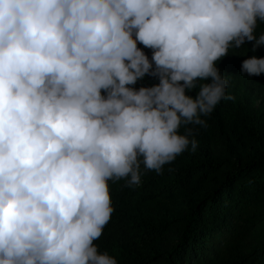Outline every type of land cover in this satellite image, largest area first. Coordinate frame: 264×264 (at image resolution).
Instances as JSON below:
<instances>
[{"label":"clouds","instance_id":"obj_1","mask_svg":"<svg viewBox=\"0 0 264 264\" xmlns=\"http://www.w3.org/2000/svg\"><path fill=\"white\" fill-rule=\"evenodd\" d=\"M258 24L264 0H0V264H117L94 243L108 182L196 150L188 126L234 99L217 62L264 46Z\"/></svg>","mask_w":264,"mask_h":264},{"label":"trees","instance_id":"obj_2","mask_svg":"<svg viewBox=\"0 0 264 264\" xmlns=\"http://www.w3.org/2000/svg\"><path fill=\"white\" fill-rule=\"evenodd\" d=\"M253 43L217 62L234 99L221 100L206 127L188 126L194 152L146 171L139 187L108 182L114 211L94 243L117 264H264V74L240 75L244 59L264 57ZM137 47L151 61L152 50ZM156 83L146 75L130 87Z\"/></svg>","mask_w":264,"mask_h":264}]
</instances>
